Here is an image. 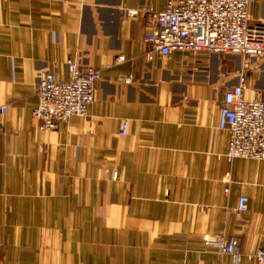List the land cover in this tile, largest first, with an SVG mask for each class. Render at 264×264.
Returning <instances> with one entry per match:
<instances>
[{
  "label": "crops",
  "instance_id": "crops-1",
  "mask_svg": "<svg viewBox=\"0 0 264 264\" xmlns=\"http://www.w3.org/2000/svg\"><path fill=\"white\" fill-rule=\"evenodd\" d=\"M167 1L0 0V264H231L204 247L213 235L236 237L238 264H261L248 255L264 241V159L216 156L219 101L243 57L146 59L143 34ZM249 19L264 29V0ZM66 57L98 69L92 101L39 129L36 73L64 77ZM247 67L243 95L264 98L262 59Z\"/></svg>",
  "mask_w": 264,
  "mask_h": 264
},
{
  "label": "built area",
  "instance_id": "built-area-1",
  "mask_svg": "<svg viewBox=\"0 0 264 264\" xmlns=\"http://www.w3.org/2000/svg\"><path fill=\"white\" fill-rule=\"evenodd\" d=\"M250 0H168L165 6L151 14L143 40L148 45L146 59L154 55L168 56L173 50L194 53L239 54L243 57L237 80L222 92L217 116V127L227 130L224 151L217 153L226 161L234 157L264 159V98L257 89L245 97L247 61L259 57L264 66V29L249 19ZM137 8H128L134 15ZM115 59H122V53ZM66 74L42 69L36 73V104L30 114L37 119L39 129H50L71 115L83 116L92 101L98 69L80 67L75 59L64 60ZM119 79L129 81V76ZM0 111L3 106L0 105ZM127 121L119 119L117 134L124 135ZM116 170L111 171L114 178ZM222 179L229 181L225 172ZM223 191H227L224 185ZM247 195L237 196L234 209H246ZM206 248L228 254L231 264H238L241 251L234 235L203 237ZM248 257L264 264V241Z\"/></svg>",
  "mask_w": 264,
  "mask_h": 264
}]
</instances>
